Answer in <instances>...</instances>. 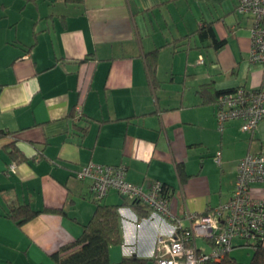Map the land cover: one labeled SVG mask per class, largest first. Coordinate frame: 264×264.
I'll return each mask as SVG.
<instances>
[{
  "label": "crops",
  "instance_id": "obj_1",
  "mask_svg": "<svg viewBox=\"0 0 264 264\" xmlns=\"http://www.w3.org/2000/svg\"><path fill=\"white\" fill-rule=\"evenodd\" d=\"M236 4L0 0V264H57L52 254L73 244L94 212L89 182L75 177L90 162L123 166L144 193L160 182L182 228L188 215L231 198L238 162L264 153V118L251 134L240 121L219 128L203 97V86L261 85V67L249 62L251 21ZM207 26L220 47L199 39ZM251 195L264 199V185ZM133 201L114 190L101 201L119 206L122 243L109 260L155 264L157 239L176 224ZM19 206L39 214L17 226L8 215Z\"/></svg>",
  "mask_w": 264,
  "mask_h": 264
},
{
  "label": "built area",
  "instance_id": "obj_2",
  "mask_svg": "<svg viewBox=\"0 0 264 264\" xmlns=\"http://www.w3.org/2000/svg\"><path fill=\"white\" fill-rule=\"evenodd\" d=\"M235 11L251 21L249 62L261 67L262 81L258 89L238 87L221 94L214 106L215 119L219 128L227 122L240 121L241 131L251 134L264 118V0H237ZM215 161L219 163L218 156ZM8 169L14 172L15 165L10 164ZM75 177L89 182L88 190L95 201H101L110 190H114L175 222L168 238L157 239L153 256L155 264L220 262L233 250L235 242L246 247L264 235V199L251 195L253 185H264V153L245 155L237 165L231 198L202 216L188 215V228H182L170 213L160 182H154L150 191L144 193L140 187L126 182L123 166L91 162L80 167ZM199 238L209 243V252L197 248Z\"/></svg>",
  "mask_w": 264,
  "mask_h": 264
},
{
  "label": "trees",
  "instance_id": "obj_3",
  "mask_svg": "<svg viewBox=\"0 0 264 264\" xmlns=\"http://www.w3.org/2000/svg\"><path fill=\"white\" fill-rule=\"evenodd\" d=\"M62 1L68 4H77L82 2V0ZM197 35L201 41L210 38L215 48H218L221 45V43L214 40L213 32L210 26L200 28L197 31ZM147 66L148 69H150V65L147 64ZM149 71H151V69ZM205 87L206 86H203V92H208L209 97H207V95H203L204 100L214 106L221 94L232 91L218 90L214 93L209 92L208 88ZM162 193L167 199L165 186H163ZM92 201L95 204L94 212L89 222L83 227L81 235L73 244L61 247L57 252L52 254L51 258L57 264H146V260L136 256L122 258L117 263L110 262V247L117 246L122 243L118 215L119 206L104 205L101 203L102 200ZM132 206H135L136 208L140 207V209L144 206L148 209L147 206L136 199L132 202ZM47 212H57V210L49 209ZM38 214V212L32 211L28 206H19L10 210L8 218L17 226H21L24 222L34 218ZM248 246L253 249L252 257L248 263H239L229 253L220 262L208 260L202 264H264V235L261 239H257L254 243L248 244Z\"/></svg>",
  "mask_w": 264,
  "mask_h": 264
},
{
  "label": "rangeland",
  "instance_id": "obj_4",
  "mask_svg": "<svg viewBox=\"0 0 264 264\" xmlns=\"http://www.w3.org/2000/svg\"><path fill=\"white\" fill-rule=\"evenodd\" d=\"M253 249L250 246L236 247L232 252V257L239 263H248L252 257Z\"/></svg>",
  "mask_w": 264,
  "mask_h": 264
}]
</instances>
